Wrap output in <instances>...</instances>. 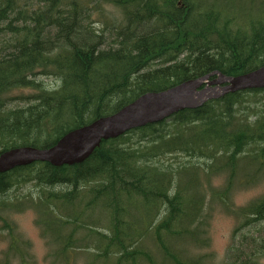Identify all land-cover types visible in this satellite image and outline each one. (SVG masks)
Returning a JSON list of instances; mask_svg holds the SVG:
<instances>
[{
    "label": "trees",
    "instance_id": "obj_1",
    "mask_svg": "<svg viewBox=\"0 0 264 264\" xmlns=\"http://www.w3.org/2000/svg\"><path fill=\"white\" fill-rule=\"evenodd\" d=\"M248 1L236 13L231 0H100L118 8L122 19L105 17L95 6L105 23L95 30L94 9L84 0H0V152L50 147L147 91L213 70L235 76L264 64V0ZM42 75L56 77L58 85L42 87L36 82ZM20 88L36 92L26 96V106L8 107L9 94ZM178 156L187 161L179 163ZM170 159L178 162L175 168ZM246 165L256 169L236 175ZM263 168L264 89H250L102 140L81 163L55 167L36 161L0 173V196L29 182L41 188L38 201L29 193L23 199L35 209L49 202V217L36 223L43 236L49 233V256L61 264H72L76 250L88 264H137L139 257L157 264L138 242L147 233L163 264H202V257H186L177 247L179 241L207 245L199 238L207 219L199 170L207 178L226 173L223 190L211 197L230 211L234 184L256 180ZM188 170L196 175L194 184ZM61 185L68 188L53 189ZM19 199H0L2 227L15 249V225L3 213L20 210ZM75 201L85 205L84 212L93 206L105 212L108 232L73 212ZM137 201L143 228L129 215ZM239 209L241 225L264 221V195ZM258 248L263 255L264 242Z\"/></svg>",
    "mask_w": 264,
    "mask_h": 264
},
{
    "label": "rangeland",
    "instance_id": "obj_2",
    "mask_svg": "<svg viewBox=\"0 0 264 264\" xmlns=\"http://www.w3.org/2000/svg\"><path fill=\"white\" fill-rule=\"evenodd\" d=\"M84 4L90 6L94 10L92 11L91 17L92 26L95 30L102 29V12L100 14L98 9H103V14L105 17L116 18L118 21L122 19L121 11L111 5L110 3L100 2V0H93L91 4H88L84 0ZM236 8V13L242 10V6H247L249 4L248 0H231ZM241 4V5H240ZM95 6H97L95 8ZM107 34V32H106ZM1 42V38H0ZM36 82H39L42 87L51 88L58 85V79L53 76L49 77H37ZM36 91L32 88H20L13 90L9 95L12 96L8 103V107H24L30 101L26 100V96L35 93ZM180 156L175 158L179 161ZM169 158L165 157L164 159ZM183 159H186L183 157ZM195 160V159H194ZM197 162V161H195ZM172 168L178 162H174L170 159ZM167 165V162L165 163ZM199 164H202L200 161ZM236 175L240 172L253 173L256 169L255 165H246L240 168ZM195 174H191L188 170L187 178L194 184ZM257 179L248 182V184H243V186H238L237 183L231 188L228 193L229 207L231 210H227L223 204H221L217 199L212 200V193L222 191L226 182V173H221L218 175H212L207 178L204 171L199 170L198 180L202 192L205 195V205L202 210L204 216H207L206 223L204 226V233L199 235L201 239H207L206 246H199L192 244L187 241H179L178 248H181L183 255L186 257H198L203 258L202 264H245L241 261H249V259H254L257 264H264V254L257 257L249 256L253 253L252 249L259 247L261 242H264V221H259L252 223L249 226H242V217L239 216L240 207L245 206L248 202L259 198L264 195V168L262 171L257 172ZM68 187L65 185L57 186L53 188L54 190H65ZM45 189V188H44ZM42 191L41 188L37 187L35 182H29L26 185L19 187H14L9 193L8 197H13L14 195L22 196L23 194L29 193L33 198H36L39 192ZM212 192V193H211ZM25 205V202L23 204ZM142 203L137 201L136 204L130 206V217L137 220L139 225V213ZM31 205L24 206L20 210L12 209L8 212L3 213L8 221L13 222L15 225V232L18 234V239L16 240V249H10L12 242L9 236L8 230L2 228V223L0 222V264H61V262L54 256H49V238L43 236L41 233V227L37 225L36 220L38 215ZM162 212V211H161ZM95 216L93 220L102 221L98 214V210H94ZM162 213L158 214L154 219L156 222L160 219ZM134 222V221H133ZM196 225H194L195 228ZM239 228L237 229V227ZM144 223L141 221L139 228H143ZM193 227V226H192ZM101 231L107 233V228H100ZM82 230L76 231V237L82 236ZM151 234L147 233L143 236L145 244H142L143 249H145L158 263H162L160 252L154 241H150ZM150 241V242H149ZM92 246V245H91ZM132 247H130L131 249ZM248 255V257H247ZM72 264H88V258L81 250H76L73 252V258L71 260ZM157 263V264H158ZM98 264H103L99 262ZM137 264H149L143 257H139ZM163 264V263H162Z\"/></svg>",
    "mask_w": 264,
    "mask_h": 264
},
{
    "label": "water",
    "instance_id": "obj_3",
    "mask_svg": "<svg viewBox=\"0 0 264 264\" xmlns=\"http://www.w3.org/2000/svg\"><path fill=\"white\" fill-rule=\"evenodd\" d=\"M212 75H216V78L210 80ZM262 87L264 64L237 76L209 73L165 90L147 91L114 113L65 133L50 147L19 146L0 152V173L36 161L55 167L81 163L102 140L116 138L131 129L161 121L177 111L197 108L205 101L228 92Z\"/></svg>",
    "mask_w": 264,
    "mask_h": 264
},
{
    "label": "bare ground",
    "instance_id": "obj_4",
    "mask_svg": "<svg viewBox=\"0 0 264 264\" xmlns=\"http://www.w3.org/2000/svg\"><path fill=\"white\" fill-rule=\"evenodd\" d=\"M142 27H144V28H142V30H145V29H148V30H150L152 27H150V26H145V25H143ZM140 28V27H139ZM141 29V28H140ZM139 29V30H140ZM1 38V37H0ZM263 65V64H262ZM262 65H260V66H262ZM260 66H258L257 68H259ZM256 69V68H255ZM252 70H254V69H252ZM249 71H251V70H249ZM248 71V72H249ZM217 72H219L218 70H213V71H210L209 73H217ZM209 73H207V74H209ZM221 73V72H220ZM243 74V73H242ZM206 74H204V75H201V76H199V77H203V76H205ZM238 75H241V74H238ZM45 75H42V77H44ZM235 76H237V75H235ZM41 77V78H42ZM216 78V75H212V76H210L209 77V79L210 80H213V79H215ZM221 85H223V84H221ZM258 89H264V87H262V88H258ZM228 93H235V92H228ZM228 93H226V94H228ZM225 95V94H224ZM224 95H221V96H219V97H217V98H214V99H209V100H215V99H219L220 97H222V96H224ZM137 98V97H136ZM135 99V98H134ZM133 99V100H134ZM132 100V101H133ZM209 100H207V101H209ZM207 101H205V102H207ZM131 102V101H130ZM129 102V103H130ZM204 102V103H205ZM203 103V104H204ZM29 104V103H28ZM128 104V103H127ZM202 104V105H203ZM29 147H31V146H29ZM183 157H185L186 159H183ZM180 158V160H179V163H185L186 161H187V157L186 156H180L179 157ZM15 168H17V167H14V168H12V169H15ZM14 187H19V186H13L6 194H3V195H1L0 196V199H5V198H14V197H18L19 195H14L13 197H8L7 195H8V193L14 188ZM200 191H202V189H200ZM172 195V194H171ZM215 199H217V198H215ZM212 200H214V198L212 199ZM41 208L40 209H35V208H33L34 210H35V212L37 213V215H38V219L37 220H39V219H45V218H48L49 216H48V214H47V212H48V210H49V202H44V201H42L41 202ZM84 204L83 203H77V201H75V202H73V204H72V209H73V212H76V213H80V212H82L83 214H82V217H83V220H85V221H88L89 223H91L95 228H97V229H100V228H102V227H104L106 224H107V222H108V217H107V214L105 213V212H103V211H101L98 207H95V206H93V207H91V208H89V209H86L85 210V212L83 211V209H84ZM94 210H98V214H96L98 217H100L101 219H102V221H95V220H93V216H95V214H94ZM61 213H62V217L64 218L65 217V215H66V212L65 211H61ZM156 218V217H155ZM161 218V217H160ZM0 222L2 223V225H3V222H2V220L0 219ZM158 222V221H157ZM155 220L152 222V224L153 225H155L156 223H157ZM150 241H154V239L152 238V236H151V238H150ZM149 241V242H150ZM139 242V245L142 247V244H145L144 243V240L143 239H141V241H138ZM253 251V253H252V255H253V257H259V256H261V249L260 248H258V250L257 249H252L251 250V252ZM256 262V261H255Z\"/></svg>",
    "mask_w": 264,
    "mask_h": 264
},
{
    "label": "flooded vegetation",
    "instance_id": "obj_5",
    "mask_svg": "<svg viewBox=\"0 0 264 264\" xmlns=\"http://www.w3.org/2000/svg\"><path fill=\"white\" fill-rule=\"evenodd\" d=\"M244 227V226H243ZM250 257H253V255L251 254L250 256H249V258ZM256 260H254V259H249V263L248 264H257V261L255 262Z\"/></svg>",
    "mask_w": 264,
    "mask_h": 264
}]
</instances>
